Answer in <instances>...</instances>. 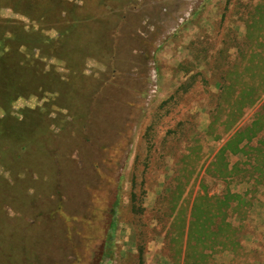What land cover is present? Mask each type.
Here are the masks:
<instances>
[{
	"label": "rangeland",
	"instance_id": "rangeland-1",
	"mask_svg": "<svg viewBox=\"0 0 264 264\" xmlns=\"http://www.w3.org/2000/svg\"><path fill=\"white\" fill-rule=\"evenodd\" d=\"M0 264H264V0H0Z\"/></svg>",
	"mask_w": 264,
	"mask_h": 264
},
{
	"label": "trees",
	"instance_id": "trees-1",
	"mask_svg": "<svg viewBox=\"0 0 264 264\" xmlns=\"http://www.w3.org/2000/svg\"><path fill=\"white\" fill-rule=\"evenodd\" d=\"M192 222V221H191ZM192 224V223H191ZM191 227H193V224H192V226Z\"/></svg>",
	"mask_w": 264,
	"mask_h": 264
}]
</instances>
